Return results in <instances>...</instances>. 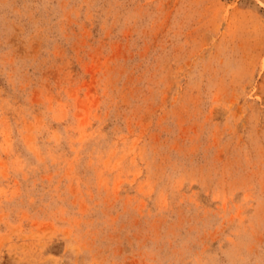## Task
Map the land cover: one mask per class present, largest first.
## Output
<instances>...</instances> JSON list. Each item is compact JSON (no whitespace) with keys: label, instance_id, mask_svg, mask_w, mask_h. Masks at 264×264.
<instances>
[{"label":"rangeland","instance_id":"1","mask_svg":"<svg viewBox=\"0 0 264 264\" xmlns=\"http://www.w3.org/2000/svg\"><path fill=\"white\" fill-rule=\"evenodd\" d=\"M0 264H264V0H0Z\"/></svg>","mask_w":264,"mask_h":264}]
</instances>
